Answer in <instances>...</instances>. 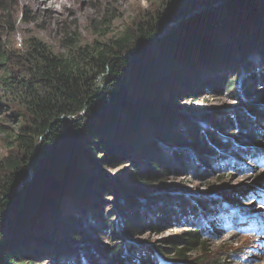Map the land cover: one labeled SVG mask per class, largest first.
<instances>
[{
	"label": "trees",
	"instance_id": "obj_1",
	"mask_svg": "<svg viewBox=\"0 0 264 264\" xmlns=\"http://www.w3.org/2000/svg\"><path fill=\"white\" fill-rule=\"evenodd\" d=\"M4 1L0 0L1 12L5 10ZM193 1L159 0L153 15L144 14L117 34H105L106 19L91 20L95 38L84 45L77 32L72 33L63 42L66 53L55 52L34 37L27 40L23 51L16 52L6 50L0 40V115L10 111L12 122L19 126L17 132L9 134L6 142L9 153L0 161V264H39L48 253L46 237L56 232L74 240L86 239L81 221L64 216L61 201L85 192L91 185L90 169L96 174L104 162L127 161L128 150L140 159L135 166L144 188L156 183V179H160L157 184H162L172 173L190 177L200 164L207 168L216 165L217 156H212L227 150L217 135H204L196 130L187 139L172 134L174 123L159 108V101L170 94L162 83L179 80L184 74L166 73L160 65L173 52L172 43L182 34L186 53L192 55L187 45L194 48L214 26L212 19L235 6L234 3L226 9L208 12L162 35L168 23L191 7ZM256 2L264 0H247L242 6ZM236 85L237 82H228L226 93L233 95ZM196 88L205 95L224 96V85L219 82ZM251 113L259 115L255 116L258 124L264 122L262 111ZM161 118L166 123L161 124ZM223 121L213 118L211 125L223 132L232 125L231 121L228 124ZM254 125L255 122L240 117L239 136L258 143ZM148 138L153 143L149 144ZM160 144L175 145L181 151L170 157ZM113 152L118 155L110 161ZM87 154L91 158L97 155L96 167L91 165L93 160ZM252 155L259 157L256 153ZM86 162L91 166L89 169ZM243 197L233 196L230 203L241 204ZM134 204L130 217L118 218L122 224L117 228L131 237L142 236L140 231L146 229L158 233L165 222L145 224L140 220L136 201ZM199 204L190 214L197 215L198 210L204 214L213 212L205 202ZM166 210L169 209L163 211ZM214 230L211 224L209 232ZM204 232L180 234L175 239L179 244L173 256L185 261L188 255L206 250ZM125 249L116 246L110 258L107 254L101 262L93 259V264H135L126 254L123 256ZM161 255L166 259L169 254ZM136 263L158 264L156 259L145 256Z\"/></svg>",
	"mask_w": 264,
	"mask_h": 264
},
{
	"label": "rangeland",
	"instance_id": "obj_2",
	"mask_svg": "<svg viewBox=\"0 0 264 264\" xmlns=\"http://www.w3.org/2000/svg\"><path fill=\"white\" fill-rule=\"evenodd\" d=\"M64 1L66 7L57 4L56 10L49 11L39 9L35 0H5V10L0 11V40L6 50L23 51L27 40L34 37L55 52L66 53L63 42L72 33L77 32L84 45L95 38L91 20L106 19L105 34H117L144 14L153 15L159 5V0ZM242 5L246 2L215 16L214 26L200 37L198 44L194 48L187 45L192 55L186 53L181 34L172 43L173 52L160 64L166 73H184L179 80L162 83L170 94L159 101V108L174 123L172 134L187 139L196 130L217 135L227 150L212 156H217L216 165L209 169L197 163L200 165L190 177L172 173L162 184H157L160 179H156V183L145 188L136 173L135 164L140 159L134 157L132 150L126 151L127 161L104 162L96 174L90 169L91 185L85 192L61 201L64 216L81 221L86 239L74 240L61 232L46 237L48 253L39 264H93V259L101 262L107 254L110 258L116 246L126 248L123 256L126 254L135 264L144 256L156 259L158 264H264V223L253 218L264 215V122L258 124L255 116L259 115L251 113H264V2ZM212 82L224 85V96L205 95L196 88ZM228 82H237L233 95L226 93ZM195 90L198 92L191 95ZM240 117L256 123L258 143L239 136ZM213 118L224 120L225 124L231 121L232 125L219 131L211 125ZM165 121L161 118L159 122ZM18 127L12 122L10 111L0 115V161L9 153V134L17 132ZM146 141L153 143L151 138ZM160 145L170 157L181 151L175 145ZM117 155L113 152L110 161ZM87 156L96 167L97 155ZM191 158L194 160V156ZM84 164L86 169L91 167ZM238 195H244L241 204L232 205L231 198ZM134 201L145 224L165 222L158 233L146 229L140 231L142 236L131 237L117 228L122 217L134 212ZM199 202H205L213 212L204 214L198 210L197 215L190 214ZM165 209L169 210L164 212ZM211 224L215 226L213 233L209 232ZM185 231H206V250L196 251L182 261L173 252L179 244L175 239ZM231 233L237 237L230 240ZM128 245L138 253L128 251ZM162 253L169 255L165 259Z\"/></svg>",
	"mask_w": 264,
	"mask_h": 264
},
{
	"label": "water",
	"instance_id": "obj_3",
	"mask_svg": "<svg viewBox=\"0 0 264 264\" xmlns=\"http://www.w3.org/2000/svg\"><path fill=\"white\" fill-rule=\"evenodd\" d=\"M246 2L247 0H194L190 5L191 7L185 9L186 11L182 12L174 21L168 23L165 32L162 35H167L171 31L177 30L184 24H190L192 20L198 19L204 16L206 13L226 9L229 5L240 2ZM132 51L131 53H133Z\"/></svg>",
	"mask_w": 264,
	"mask_h": 264
},
{
	"label": "bare ground",
	"instance_id": "obj_4",
	"mask_svg": "<svg viewBox=\"0 0 264 264\" xmlns=\"http://www.w3.org/2000/svg\"><path fill=\"white\" fill-rule=\"evenodd\" d=\"M35 3L38 5L39 9L42 7L48 8L50 11L56 10V5L59 4L61 7H66V3L64 0H35ZM30 5V4H29ZM264 209V208H263ZM261 216H256L253 218L260 219L262 223H264V215L260 214ZM236 234L231 233L230 234V240L236 238Z\"/></svg>",
	"mask_w": 264,
	"mask_h": 264
}]
</instances>
